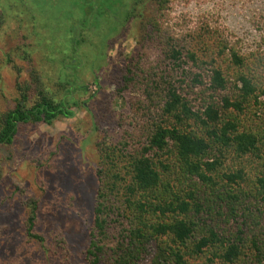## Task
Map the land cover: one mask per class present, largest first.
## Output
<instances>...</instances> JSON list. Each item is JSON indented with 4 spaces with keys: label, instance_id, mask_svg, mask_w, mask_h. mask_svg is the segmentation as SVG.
Masks as SVG:
<instances>
[{
    "label": "trees",
    "instance_id": "trees-1",
    "mask_svg": "<svg viewBox=\"0 0 264 264\" xmlns=\"http://www.w3.org/2000/svg\"><path fill=\"white\" fill-rule=\"evenodd\" d=\"M26 1L28 12L42 17L32 0ZM44 1L49 7L58 2ZM70 3L54 11L56 35L44 27L52 43L63 38L60 33L72 34L73 59L80 67L99 62L95 52L100 46L93 34L102 35L103 53L128 29L136 8L153 3L160 10V0ZM67 10H73V17L64 15ZM260 15H252L249 25L264 23ZM95 17V29L87 27L86 20ZM155 22L142 23L141 45L151 38ZM190 31L188 39L173 34L165 38L164 68L159 75L153 71L154 87L147 80L141 91L145 110L138 105L133 114L143 122L126 126L119 117L120 140L97 142L92 205L77 214L88 239L79 262L65 234L47 237L40 230L39 200L21 196L27 209L25 236L53 263L141 264L155 246L159 256L151 264H264V34L246 46L241 39L242 43L229 39L219 25L206 23ZM134 60L128 58L111 73L121 90L149 78ZM61 68L58 92L48 89L36 69L28 81L19 83L14 107L0 115V145L12 143L19 123L48 125L73 116L71 107L77 102L70 87L80 88L78 79L75 68ZM64 91L66 96L57 98ZM74 202L69 195V214Z\"/></svg>",
    "mask_w": 264,
    "mask_h": 264
},
{
    "label": "rangeland",
    "instance_id": "rangeland-1",
    "mask_svg": "<svg viewBox=\"0 0 264 264\" xmlns=\"http://www.w3.org/2000/svg\"><path fill=\"white\" fill-rule=\"evenodd\" d=\"M32 2L37 11L43 12L42 17L34 11L28 12L29 1L0 0V115L14 107L19 96V83L28 81L33 69L41 73L50 91L58 92L61 66L66 64L75 68L80 88L72 87L76 81L70 84L71 96L77 102L71 107L72 117H59L48 125L19 123L12 143L0 145V261L55 264L38 243L25 236L23 221L27 209L21 203L23 196L39 200L40 230L47 237L55 232L65 234L72 245L74 260L79 262L80 251L88 239L77 214L87 212L92 205V194L97 185V142L105 138L109 144H115L120 140L119 117L126 120L125 125L130 122L136 126L143 122L133 114L138 105L140 110L147 105L141 92L146 81L151 84L153 71L159 75L164 68L161 52L165 38L173 34L179 39H188L190 30L209 23L226 30L229 39L239 42L241 39L249 46L264 34V23L249 25L252 15L261 14L264 18V0H160L158 12L157 5L146 3L136 8L128 29L112 46L106 45L103 53L102 35L93 34L100 46L95 52L100 56L99 62L81 67L73 59L72 34L68 31L60 33L64 34L63 38H56L52 43L49 31L44 27L48 25L52 36L57 34L55 10L71 6L70 0H58L53 7L47 6L44 0ZM78 5L81 11V1ZM72 11L67 10L64 15L71 18ZM149 19L156 21L152 26L154 32L141 45V25ZM96 20L97 17L91 22L86 20L87 27L95 29ZM100 32L106 34L108 30ZM261 51L264 55V47ZM133 57L139 72L149 74L151 79L140 78L135 86L121 90L111 73ZM93 59L94 56L91 61ZM151 86L154 87L153 82ZM65 94L66 91L61 92L57 98L65 97ZM69 195L75 197L72 214L67 208ZM158 256L157 249L152 246L141 264H151Z\"/></svg>",
    "mask_w": 264,
    "mask_h": 264
}]
</instances>
